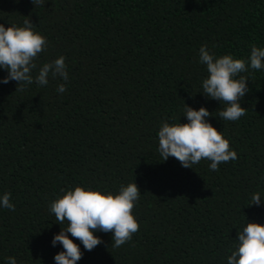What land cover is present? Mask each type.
<instances>
[{"label": "trees", "instance_id": "16d2710c", "mask_svg": "<svg viewBox=\"0 0 264 264\" xmlns=\"http://www.w3.org/2000/svg\"><path fill=\"white\" fill-rule=\"evenodd\" d=\"M26 19L48 41L38 67L64 56L69 79L0 84V194L15 204L0 208V264H55L61 225L49 204L62 189L116 192L134 181L139 230L120 248L96 233L102 243L81 245L78 264H226L246 219L264 224V206H250L264 191V70L240 74L245 115L221 120L220 102L199 93V48L247 59L264 46V0H0V24ZM185 104L212 113L235 160L218 171L204 159L193 169L162 161L160 123L187 122Z\"/></svg>", "mask_w": 264, "mask_h": 264}, {"label": "clouds", "instance_id": "9594fccd", "mask_svg": "<svg viewBox=\"0 0 264 264\" xmlns=\"http://www.w3.org/2000/svg\"><path fill=\"white\" fill-rule=\"evenodd\" d=\"M34 5L43 0H32ZM47 38L36 31L30 19L22 25L0 24V70L7 75L0 78V84L16 81L17 90L35 83L44 87L52 79H69L65 57L45 62L38 67L39 54L47 49ZM199 63L206 68L207 76L201 81L202 93L209 99L220 102L218 116L221 120L235 122L245 115L242 98L248 92V78L241 73L249 69L264 70V46H253L247 59L234 58L232 54L217 55L208 46L199 48ZM35 73V74H34ZM56 91L63 94L66 83H59ZM212 113L201 106L198 110L185 104L182 116L187 122L164 120L160 123L158 152L162 161L176 158L184 168L193 169L202 159L210 161L209 169L218 171L221 163L237 158V152L230 147L222 131H218L207 119ZM60 195L49 204V212L55 216L61 230L53 235L51 244L62 246L54 255L55 264H78L85 251H92L102 243L96 233L111 232L114 248H120L130 241L139 230V223L133 214L141 192L136 182L122 184L116 192L100 188L75 186L62 189ZM11 193L0 194V208L15 210ZM250 206H264V191L250 194ZM70 234V235H69ZM79 243L74 242V239ZM226 264H264V224L246 219L237 231ZM5 264H19L14 256L5 259Z\"/></svg>", "mask_w": 264, "mask_h": 264}]
</instances>
